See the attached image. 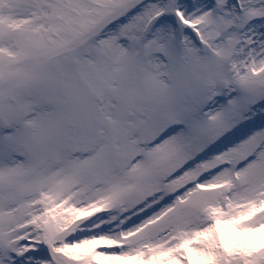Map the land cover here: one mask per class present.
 Wrapping results in <instances>:
<instances>
[{
    "label": "snow or ice",
    "instance_id": "snow-or-ice-1",
    "mask_svg": "<svg viewBox=\"0 0 264 264\" xmlns=\"http://www.w3.org/2000/svg\"><path fill=\"white\" fill-rule=\"evenodd\" d=\"M0 264H264V0H0Z\"/></svg>",
    "mask_w": 264,
    "mask_h": 264
}]
</instances>
